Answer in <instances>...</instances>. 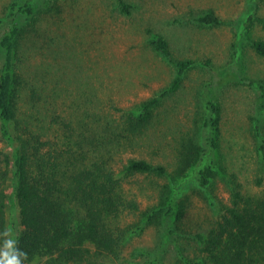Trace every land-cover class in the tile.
<instances>
[{
	"label": "trees",
	"instance_id": "16d2710c",
	"mask_svg": "<svg viewBox=\"0 0 264 264\" xmlns=\"http://www.w3.org/2000/svg\"><path fill=\"white\" fill-rule=\"evenodd\" d=\"M116 2L125 14L135 8ZM37 11L34 0H11L0 18V264H264V187L244 186L229 168L248 117L222 121L223 101L208 91L187 124L186 106L177 109L186 99L175 96L195 62L158 32L152 45L175 67L167 87L134 106L104 98L82 86L54 35L44 37L51 22ZM180 13L199 27L221 23L212 7ZM252 46L264 56V40ZM220 73L222 88L232 74ZM246 82L257 94L250 132L260 186L264 81ZM216 178L225 198L214 196ZM193 189L212 214H192ZM147 231L152 244L142 245Z\"/></svg>",
	"mask_w": 264,
	"mask_h": 264
},
{
	"label": "rangeland",
	"instance_id": "374dc122",
	"mask_svg": "<svg viewBox=\"0 0 264 264\" xmlns=\"http://www.w3.org/2000/svg\"><path fill=\"white\" fill-rule=\"evenodd\" d=\"M10 1L0 0V18ZM126 1L135 5L130 14L122 13L116 0H34L37 13L46 11L45 18L51 22L44 37L48 40L54 35L61 56L80 66L73 67L72 71L82 80V86L97 89L104 98L112 96L126 106H134L139 100L159 93L174 76L175 67L152 45L153 32L164 35L175 55L195 62L186 71L183 86L176 93L178 99H186V104L179 103L177 109L186 106L182 111L189 114L187 124L189 121L192 124L197 96L209 91L223 101L222 121L228 118L225 113L230 118L236 111L247 116L244 127L247 137H239L236 156L242 145L244 150L238 160L235 158L229 163V168L237 173L244 186L252 190L263 188L264 179L260 186L255 183L252 163L255 153L250 132L257 94L246 80L264 81V56L252 46L253 40H264V0H255L257 5L253 0ZM188 6L214 8L221 23L206 27L194 25L179 15ZM205 58L209 60L207 65ZM220 71L232 74L222 88L216 85L221 78ZM209 84H212L210 90ZM238 122L237 119V126ZM226 130L223 128L225 137ZM224 134L222 141L226 145ZM213 187L216 198H225L228 194L218 178ZM198 192L197 189L189 192L193 200L192 214L196 217L212 214L208 200ZM153 238L154 233L147 231L137 241L142 245L152 244Z\"/></svg>",
	"mask_w": 264,
	"mask_h": 264
}]
</instances>
